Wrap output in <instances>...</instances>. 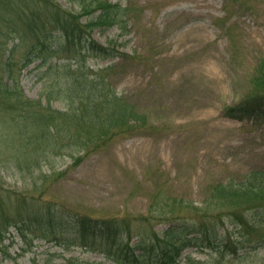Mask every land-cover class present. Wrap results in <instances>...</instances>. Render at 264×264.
Returning a JSON list of instances; mask_svg holds the SVG:
<instances>
[{
	"label": "rangeland",
	"instance_id": "obj_1",
	"mask_svg": "<svg viewBox=\"0 0 264 264\" xmlns=\"http://www.w3.org/2000/svg\"><path fill=\"white\" fill-rule=\"evenodd\" d=\"M100 1L126 9L117 23L98 28L91 36L119 56H97L86 41L76 53L60 52L53 61L74 64L78 59L94 71L113 64L103 75L118 94L146 114L147 125L77 166L67 157L70 151H61L62 157L34 167L37 152L24 145L25 136L15 125L21 117L11 102L19 93L41 98L46 105L40 79L45 68H36L39 60L24 63L29 43L42 39L26 33L30 22H37L41 13L40 24L45 23L48 4L0 0V15H7L0 19V196L8 197L0 198V210L9 205L12 216L36 205L44 214V205L55 204L57 215L68 210L125 224L132 220L128 226L132 234L151 236L152 226L154 230L167 226L154 212L152 200L175 205L177 214L191 216L192 207H207L205 200L215 185L264 169V117L236 119L224 114L257 87L253 82L264 58V0H86L89 16L80 0L49 4L81 15L87 24L99 14ZM19 9L25 16L13 14ZM57 35L46 42L51 50L63 45ZM10 55L11 71L6 72L4 60ZM14 81L18 85L12 93ZM62 104L55 100L51 106L62 110ZM15 197L30 202L22 206ZM187 205L190 211L184 208ZM5 234L0 264H115L104 258L100 245L83 246L68 228L37 224L21 231L13 225ZM238 245L240 254H249L232 259L231 250L223 258L190 248L182 253L180 264H264L263 251H250L248 242Z\"/></svg>",
	"mask_w": 264,
	"mask_h": 264
},
{
	"label": "trees",
	"instance_id": "obj_2",
	"mask_svg": "<svg viewBox=\"0 0 264 264\" xmlns=\"http://www.w3.org/2000/svg\"><path fill=\"white\" fill-rule=\"evenodd\" d=\"M34 1L48 4L44 10L47 19L40 24V13L37 21L39 24L34 20L30 22L29 32L26 33L42 39L29 43L30 50L24 66L39 60L36 68H45L40 72V79H44L42 96L46 105L41 98L32 100L19 93L12 94L14 99L11 103L14 105L15 115L24 119L22 122L19 118V124L14 123L20 133L24 134L21 136H25L24 145L32 149V152H37L32 158L34 167L41 168L42 162H49L54 156L62 157L61 151H70L67 157L73 161V166H77L115 141L138 134L147 125L146 114H142L126 97L118 94L103 75L113 64L94 71L78 59L74 64L71 61L62 64L58 60L53 61L59 59L60 52L76 53L77 48L83 47V42L86 41H89L90 51L97 56H119L110 51L109 47L93 42L91 36L96 29L117 23L119 18L126 15V9L100 1L96 8L99 14L83 24L81 15L76 16L59 5H50V0ZM68 1L73 3L75 0ZM80 1L85 15H91L86 0ZM30 11L36 16L32 8ZM31 12L29 16L32 15ZM13 14L25 16L21 9L13 11ZM6 16L1 14L0 19ZM55 32L63 45L61 43V47L51 50L46 42L54 40ZM14 47L11 48V53ZM64 59L68 61L70 58ZM11 60V55L4 60L6 72L11 71ZM259 63L253 82L256 89L251 90V95L244 101L229 107L224 113L226 117H264V58ZM51 76L53 80L50 79ZM17 85L14 81L12 93L16 92ZM55 100L63 103L62 110L52 109L51 104ZM34 130H39L40 133L36 134ZM28 132L30 137L25 135ZM211 192V196L205 200L207 207H192L195 211L191 216L177 214L175 205L169 207L166 203H159L157 199L152 200L154 212L163 216L167 226L160 230H154L152 226L151 236L142 232L132 234L128 227L132 220L126 222V225L119 219L81 217L82 214L68 210L59 211L62 214L57 215L55 204L44 205V214L36 205H29V212L27 209L25 213L10 216L8 205L7 209L0 210V244L10 226L14 225L22 231L24 227L39 224L72 230L83 246L93 245L95 248L100 245L104 258L115 264H180L182 253L190 248L208 254L215 252L223 255V258L230 256L227 252L231 250L230 254L234 257L228 258H241L249 254V251L244 255L238 251V244L245 242H248L250 251L264 252V169H252L237 178H231L228 183L221 182ZM0 198L8 200L4 193ZM14 200L22 206L30 202H18V197ZM190 207L191 205H187L184 208L190 211ZM66 216L70 218L64 221ZM153 219L157 217H153L152 222ZM238 238H241L240 243ZM188 259H191L189 255Z\"/></svg>",
	"mask_w": 264,
	"mask_h": 264
}]
</instances>
